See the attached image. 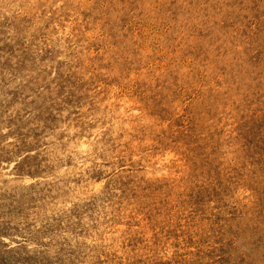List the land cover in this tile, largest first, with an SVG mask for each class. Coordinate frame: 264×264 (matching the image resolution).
Listing matches in <instances>:
<instances>
[{
  "label": "rangeland",
  "instance_id": "1",
  "mask_svg": "<svg viewBox=\"0 0 264 264\" xmlns=\"http://www.w3.org/2000/svg\"><path fill=\"white\" fill-rule=\"evenodd\" d=\"M0 262L264 264V0H0Z\"/></svg>",
  "mask_w": 264,
  "mask_h": 264
},
{
  "label": "bare ground",
  "instance_id": "2",
  "mask_svg": "<svg viewBox=\"0 0 264 264\" xmlns=\"http://www.w3.org/2000/svg\"><path fill=\"white\" fill-rule=\"evenodd\" d=\"M0 264H2V263L0 262ZM3 264H9V263H3Z\"/></svg>",
  "mask_w": 264,
  "mask_h": 264
}]
</instances>
